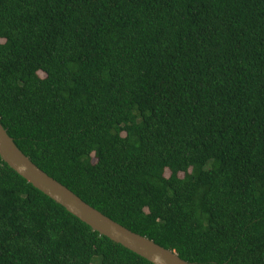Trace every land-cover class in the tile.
<instances>
[{"label": "trees", "instance_id": "trees-1", "mask_svg": "<svg viewBox=\"0 0 264 264\" xmlns=\"http://www.w3.org/2000/svg\"><path fill=\"white\" fill-rule=\"evenodd\" d=\"M0 124L182 260L264 264V0H0ZM0 264L152 263L0 159Z\"/></svg>", "mask_w": 264, "mask_h": 264}, {"label": "water", "instance_id": "water-1", "mask_svg": "<svg viewBox=\"0 0 264 264\" xmlns=\"http://www.w3.org/2000/svg\"><path fill=\"white\" fill-rule=\"evenodd\" d=\"M0 159L34 188L61 205L91 230L123 246L152 264H190L173 251L130 231L91 207L61 183L33 164L0 124Z\"/></svg>", "mask_w": 264, "mask_h": 264}]
</instances>
